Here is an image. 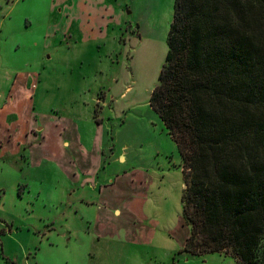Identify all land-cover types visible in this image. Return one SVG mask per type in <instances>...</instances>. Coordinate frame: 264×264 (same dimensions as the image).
<instances>
[{
	"label": "rangeland",
	"instance_id": "374dc122",
	"mask_svg": "<svg viewBox=\"0 0 264 264\" xmlns=\"http://www.w3.org/2000/svg\"><path fill=\"white\" fill-rule=\"evenodd\" d=\"M110 3L69 33L57 0H0V264H239L184 251L182 160L149 103L174 0Z\"/></svg>",
	"mask_w": 264,
	"mask_h": 264
},
{
	"label": "trees",
	"instance_id": "16d2710c",
	"mask_svg": "<svg viewBox=\"0 0 264 264\" xmlns=\"http://www.w3.org/2000/svg\"><path fill=\"white\" fill-rule=\"evenodd\" d=\"M149 103L182 160L184 251L264 264V0H174Z\"/></svg>",
	"mask_w": 264,
	"mask_h": 264
},
{
	"label": "crops",
	"instance_id": "0c3cea01",
	"mask_svg": "<svg viewBox=\"0 0 264 264\" xmlns=\"http://www.w3.org/2000/svg\"><path fill=\"white\" fill-rule=\"evenodd\" d=\"M111 1L112 0H57V4H58L57 8H60V10L56 9V15L54 16L52 15L53 16L52 20H54L56 23L63 22L64 24H66V26L70 22L71 23L69 28L70 30L68 28H67L68 30H65V32L68 31L69 33H71V29H73V24L76 21H79L80 17H85L87 21L93 22L95 25H97V28L100 29L104 27L107 28L108 25H110V20H109L110 17L116 13L115 12L116 6L112 5L110 3ZM65 3L67 5H64ZM53 7L54 6L52 3L50 7V11ZM12 84L16 85L15 80L13 81ZM17 89H21V88H17ZM8 98L6 103H10L9 105L7 104L9 107L15 106L17 104L16 100L14 99L10 100V98L9 99ZM5 106H3V108ZM13 131H11V134L7 136V141L15 145V140L19 142L22 140V137L17 136L16 132ZM26 131L27 132L33 131L32 126L31 128H29V131L27 129ZM27 132L25 134H27ZM2 145H3L2 141L0 140V148L2 147Z\"/></svg>",
	"mask_w": 264,
	"mask_h": 264
}]
</instances>
